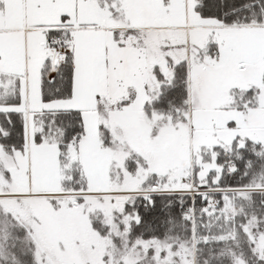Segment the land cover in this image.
Masks as SVG:
<instances>
[{
    "label": "snow or ice",
    "instance_id": "obj_1",
    "mask_svg": "<svg viewBox=\"0 0 264 264\" xmlns=\"http://www.w3.org/2000/svg\"><path fill=\"white\" fill-rule=\"evenodd\" d=\"M0 264H264V0H0Z\"/></svg>",
    "mask_w": 264,
    "mask_h": 264
}]
</instances>
